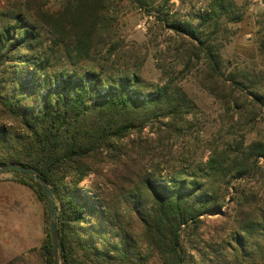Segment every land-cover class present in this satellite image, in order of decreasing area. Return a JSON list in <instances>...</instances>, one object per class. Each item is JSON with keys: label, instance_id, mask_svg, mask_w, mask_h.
Returning <instances> with one entry per match:
<instances>
[{"label": "trees", "instance_id": "trees-1", "mask_svg": "<svg viewBox=\"0 0 264 264\" xmlns=\"http://www.w3.org/2000/svg\"><path fill=\"white\" fill-rule=\"evenodd\" d=\"M129 1L162 14L164 26L195 43L193 54L206 60L204 87L233 110L237 124L255 130L232 133L189 170L160 169L159 161L167 160L159 148L196 110L182 87L171 80L151 85L135 69L98 62L90 52L97 43L79 23L90 19L95 31L101 0H86V10L81 0L64 9L60 36L51 21L12 5L0 11V166H25L45 181L56 209L60 264H264V129L255 123L257 116L264 119V84L247 71H231L221 81V43L213 37L220 26L210 21L228 7L216 0L192 27L168 20L169 0ZM40 23L56 35L61 56L48 55L36 42ZM259 31L264 38V25ZM145 128L156 136H144ZM103 164L126 167L112 189L104 192L93 182L80 187ZM12 171L42 204V241L26 253L38 252L41 264H52L46 196L26 173ZM217 212L226 227L211 236L218 240L201 245L195 240L200 216ZM20 263L24 254L5 264Z\"/></svg>", "mask_w": 264, "mask_h": 264}, {"label": "rangeland", "instance_id": "rangeland-1", "mask_svg": "<svg viewBox=\"0 0 264 264\" xmlns=\"http://www.w3.org/2000/svg\"><path fill=\"white\" fill-rule=\"evenodd\" d=\"M85 1L81 0L86 10L91 4L85 3ZM215 1L169 0L168 20L176 24L183 22L194 27L199 22L197 16L213 9ZM222 1L229 11L210 21V26H213L216 21L220 26L213 37L221 43L219 72L223 74L222 78L224 79L221 81H225V77L231 71H247L262 76L261 82L264 84V48L262 44L264 38H262V32L259 31L264 25V0ZM76 2L77 0H0V11L17 5L25 15L41 22L44 19L51 21L53 29H58L57 21L64 9L69 5H76ZM200 8H203V11L200 12ZM97 11L99 13L96 17L95 31L89 27L90 19L85 21L84 18L79 26L89 28L93 43H97L95 48L91 46L90 52L98 62L107 60L113 62L115 67L135 69L151 85L171 80L181 86L196 104V110L193 115L188 117V122L184 124L180 134L173 136L159 148L165 155L164 159L167 160V163L159 161L160 169L166 172L189 170L197 164V161L204 162L211 148L214 145H220L232 133L238 137L249 131V128L255 130L250 127V124L246 125L242 121L237 124L240 118L233 116V110L227 109L221 99L212 96L204 87L205 84H208L204 55L199 53V56L196 57L193 54V44L195 43L192 40L164 26L161 21L162 14L147 13L138 9L129 0H101ZM234 16H239L240 19L232 20ZM65 25L70 31L67 36L74 41L72 25L70 23ZM38 27L40 35L36 42L41 43L42 50L53 57L61 56L63 50L54 42L56 35L49 32L42 23ZM204 30L209 31L210 29L204 28ZM62 34L63 32L60 31L59 36ZM189 55L192 57L189 58ZM222 91L227 90L222 89ZM28 102L31 101L28 100ZM255 123L256 127L264 129V119L261 116L256 117ZM5 124L9 127L11 121H5ZM142 132L145 133L144 136L148 135L152 138L156 136L149 132L148 128ZM134 136L135 134L132 138ZM125 168V166L103 164L98 169L101 175L90 174L87 180L80 183V187L84 188L88 182H93L102 191L109 192L112 189V183L119 181ZM102 175L108 176L107 179ZM16 180L17 175L12 170L0 171V181L17 182ZM227 208L228 206L224 204L221 210L224 211ZM123 215L120 219H122L123 225H127L128 217L126 214ZM200 218L202 224L196 231L198 237L195 240H199L201 245H203L201 240H211L212 242L218 240L211 236L217 232L220 233L221 227H226V220L218 212L213 215H203ZM133 233L136 231L133 230ZM183 234L187 235L188 232H183ZM22 254L25 257V263L20 264H41L42 262L38 252ZM8 261L0 262V264L8 263Z\"/></svg>", "mask_w": 264, "mask_h": 264}, {"label": "crops", "instance_id": "crops-1", "mask_svg": "<svg viewBox=\"0 0 264 264\" xmlns=\"http://www.w3.org/2000/svg\"><path fill=\"white\" fill-rule=\"evenodd\" d=\"M42 204L26 186L0 181V262L31 248L43 237Z\"/></svg>", "mask_w": 264, "mask_h": 264}, {"label": "water", "instance_id": "water-1", "mask_svg": "<svg viewBox=\"0 0 264 264\" xmlns=\"http://www.w3.org/2000/svg\"><path fill=\"white\" fill-rule=\"evenodd\" d=\"M6 170H15V171H21L26 173L33 181H36L41 186L47 202H48V210H49V234L51 238V244H52V250H53V256H52V264H58L59 257H60V248H59V234L58 230L56 228V209L55 204L52 198V194L48 189V186L46 185L45 181L35 174L32 170L25 166L21 165H15V164H6L3 166H0V171H6Z\"/></svg>", "mask_w": 264, "mask_h": 264}, {"label": "built area", "instance_id": "built-area-1", "mask_svg": "<svg viewBox=\"0 0 264 264\" xmlns=\"http://www.w3.org/2000/svg\"><path fill=\"white\" fill-rule=\"evenodd\" d=\"M203 11V8H200V12Z\"/></svg>", "mask_w": 264, "mask_h": 264}]
</instances>
